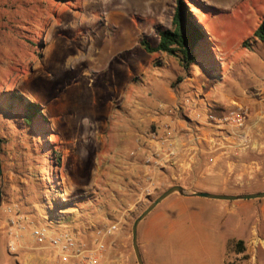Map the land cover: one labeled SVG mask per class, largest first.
<instances>
[{
    "label": "rangeland",
    "instance_id": "rangeland-1",
    "mask_svg": "<svg viewBox=\"0 0 264 264\" xmlns=\"http://www.w3.org/2000/svg\"><path fill=\"white\" fill-rule=\"evenodd\" d=\"M178 1L0 0V264H138L133 223L169 183L224 184L187 179L179 169L164 176L170 150L189 160L185 148L196 145L186 142L188 130L213 133L210 115L237 107L259 124L247 128L245 150L219 156L263 167L258 177L227 184L231 194L264 191V42L255 34L264 0H185L219 63L187 70L176 57L141 45H156L161 25L173 27ZM13 92L42 105L49 133L39 122L24 123ZM200 158L209 161L205 152L193 157ZM262 199L249 251L232 247L227 264H264ZM38 228L69 233L86 251L61 255L49 240L38 242Z\"/></svg>",
    "mask_w": 264,
    "mask_h": 264
},
{
    "label": "crops",
    "instance_id": "crops-1",
    "mask_svg": "<svg viewBox=\"0 0 264 264\" xmlns=\"http://www.w3.org/2000/svg\"><path fill=\"white\" fill-rule=\"evenodd\" d=\"M255 115L256 119L260 118L259 113ZM248 119L250 122L252 116ZM257 124L251 121L247 128L250 130ZM139 167L141 173H147V165L142 163ZM260 167L263 165L258 161L223 156L216 157L214 162L200 158L185 159L175 167L166 164V169L162 171L164 176L175 175V170L179 169L187 173V179L193 175V179L199 181L224 184L201 188L181 184L186 188L185 194L174 192L160 202L139 224L138 240L145 263L227 264L232 256L235 257L231 250L233 242L239 240L249 251L254 218L261 217L263 212L259 202L262 198L227 200L192 195V192L235 193L227 183L243 177L248 181L258 177ZM153 172L155 178L163 176L162 172ZM261 174L264 176V173ZM174 184L169 183L168 187ZM161 191L156 190L154 194Z\"/></svg>",
    "mask_w": 264,
    "mask_h": 264
},
{
    "label": "trees",
    "instance_id": "trees-1",
    "mask_svg": "<svg viewBox=\"0 0 264 264\" xmlns=\"http://www.w3.org/2000/svg\"><path fill=\"white\" fill-rule=\"evenodd\" d=\"M157 32L159 40L156 45L147 39L141 41L142 47L148 53L162 52L174 56L186 70L192 66H201V61L212 68L218 67L213 40L204 23L198 20L185 0L178 1L173 17V27L161 25ZM255 34L264 42V22L261 23ZM11 98V104L17 102L22 105V118L27 126H34L36 122H39L43 133L51 131L50 117L44 112V108L39 102L18 92H13ZM56 162L57 166H60L61 157H57ZM233 249L237 253L244 252V242L241 240L233 242Z\"/></svg>",
    "mask_w": 264,
    "mask_h": 264
},
{
    "label": "built area",
    "instance_id": "built-area-1",
    "mask_svg": "<svg viewBox=\"0 0 264 264\" xmlns=\"http://www.w3.org/2000/svg\"><path fill=\"white\" fill-rule=\"evenodd\" d=\"M261 93L263 92L259 90L258 95L262 97ZM210 117L212 121L215 122V125L217 127V129L212 131L213 133H200L199 130L195 131L193 129L188 130V137L186 142L188 144L195 143L196 145V149L191 150L190 146H187V148H185V153L190 157V159L198 156L201 152H205L209 155V161L214 162L216 157H218L219 155H229L232 153V151H242L249 146L251 139L248 135L246 127L247 116L245 110L242 107H237L236 109L225 113L223 117H218L215 115H210ZM225 126H228L229 130L223 128ZM166 129L174 131V128L171 125L167 124ZM204 144L206 145V147H204ZM169 157L170 159H167L165 163L167 165L169 164L170 166L175 167V165L183 161V159L180 158L179 149L176 147H173L170 150ZM116 228L117 225L114 224L108 230H106V233L111 232ZM34 235L40 243L49 240L50 244L61 255H70L75 250L78 251L77 254H80L84 251L80 250L77 247L75 238L69 233H59L57 235L50 236L46 231L38 228L34 231ZM100 247H104V245L101 244ZM90 258L93 262L98 261L96 257L92 256Z\"/></svg>",
    "mask_w": 264,
    "mask_h": 264
},
{
    "label": "water",
    "instance_id": "water-1",
    "mask_svg": "<svg viewBox=\"0 0 264 264\" xmlns=\"http://www.w3.org/2000/svg\"><path fill=\"white\" fill-rule=\"evenodd\" d=\"M1 142L2 138L0 137V152H1ZM3 174V168L1 163L0 157V178ZM174 192H180L182 194L186 193V188L181 184H176L165 191H163L159 196H157L149 205L148 207L135 219L132 228V235H133V247L135 250V254L137 257L138 264H146L140 249L138 235H139V224L140 222L165 198H167L170 194ZM192 195L210 197V198H217V199H227V200H235V199H251V198H264V191L258 192H250V193H239V194H228V193H212L209 191H201V190H194ZM2 202V188L0 186V204Z\"/></svg>",
    "mask_w": 264,
    "mask_h": 264
}]
</instances>
